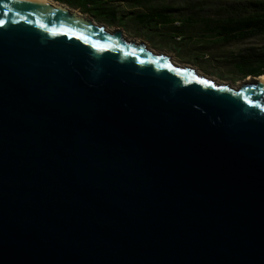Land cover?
<instances>
[{
    "label": "water",
    "instance_id": "95a60500",
    "mask_svg": "<svg viewBox=\"0 0 264 264\" xmlns=\"http://www.w3.org/2000/svg\"><path fill=\"white\" fill-rule=\"evenodd\" d=\"M222 81L0 0V264H264V79Z\"/></svg>",
    "mask_w": 264,
    "mask_h": 264
},
{
    "label": "trees",
    "instance_id": "16d2710c",
    "mask_svg": "<svg viewBox=\"0 0 264 264\" xmlns=\"http://www.w3.org/2000/svg\"><path fill=\"white\" fill-rule=\"evenodd\" d=\"M68 4L165 47L186 44L190 50L216 53L240 43L227 53L226 62L242 77L264 74V0H69Z\"/></svg>",
    "mask_w": 264,
    "mask_h": 264
},
{
    "label": "rangeland",
    "instance_id": "374dc122",
    "mask_svg": "<svg viewBox=\"0 0 264 264\" xmlns=\"http://www.w3.org/2000/svg\"><path fill=\"white\" fill-rule=\"evenodd\" d=\"M117 27L119 26L116 25L110 26V28H117ZM122 29L130 37H134L140 40H145L143 37L137 36L135 33H132L131 30L125 29L124 27H122ZM149 44L151 45V47L155 49L168 52L169 54H171V56L174 59H176L181 63H188L195 65L203 72L212 75L219 80L230 82L234 85H238L247 78L253 77V76L242 77L237 73L236 69L234 68L231 62H226V59L230 57L229 55H227V53L230 52L231 50L233 51L234 49H237V47L241 45L240 43L226 46L225 48L221 49V51L216 52L219 54H216L213 51H212L213 53H208V52L204 53L201 50H190L188 49L187 47L188 45L186 44L184 45L176 44L174 45V47L172 46L165 47L162 44H155V43H149Z\"/></svg>",
    "mask_w": 264,
    "mask_h": 264
},
{
    "label": "built area",
    "instance_id": "2783aa9c",
    "mask_svg": "<svg viewBox=\"0 0 264 264\" xmlns=\"http://www.w3.org/2000/svg\"><path fill=\"white\" fill-rule=\"evenodd\" d=\"M51 1H53V2H57V3H61V4L69 5V4H68V1H69V0H51Z\"/></svg>",
    "mask_w": 264,
    "mask_h": 264
},
{
    "label": "bare ground",
    "instance_id": "6f19581e",
    "mask_svg": "<svg viewBox=\"0 0 264 264\" xmlns=\"http://www.w3.org/2000/svg\"><path fill=\"white\" fill-rule=\"evenodd\" d=\"M261 78L264 79V75H261ZM249 78H247L246 80H248ZM222 82H226V81H222Z\"/></svg>",
    "mask_w": 264,
    "mask_h": 264
},
{
    "label": "crops",
    "instance_id": "0c3cea01",
    "mask_svg": "<svg viewBox=\"0 0 264 264\" xmlns=\"http://www.w3.org/2000/svg\"><path fill=\"white\" fill-rule=\"evenodd\" d=\"M79 9V8H78ZM80 10V9H79ZM81 11V10H80Z\"/></svg>",
    "mask_w": 264,
    "mask_h": 264
}]
</instances>
